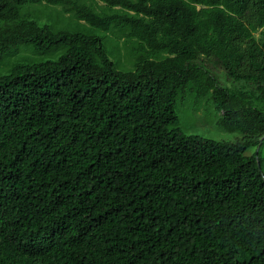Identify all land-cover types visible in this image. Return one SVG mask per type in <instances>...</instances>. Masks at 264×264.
<instances>
[{
	"label": "trees",
	"instance_id": "obj_1",
	"mask_svg": "<svg viewBox=\"0 0 264 264\" xmlns=\"http://www.w3.org/2000/svg\"><path fill=\"white\" fill-rule=\"evenodd\" d=\"M29 3L136 39L134 68L89 29L21 14ZM13 47L0 264H264V175L259 148L246 154L264 142V0H0V59ZM190 94L241 135L185 132Z\"/></svg>",
	"mask_w": 264,
	"mask_h": 264
},
{
	"label": "rangeland",
	"instance_id": "obj_2",
	"mask_svg": "<svg viewBox=\"0 0 264 264\" xmlns=\"http://www.w3.org/2000/svg\"><path fill=\"white\" fill-rule=\"evenodd\" d=\"M20 13L34 18L40 23H49L59 28L89 29L92 33L101 37L108 48L112 60L115 61L119 69L127 70L134 68L136 39L124 40V37L118 32L99 30L86 24L85 26L83 25L85 23L84 20L78 21L73 15L62 11L59 5L29 3L22 7ZM17 48L13 47L0 59L1 73H4L6 71L5 68L17 59V52L15 53ZM18 49L24 52L21 57H26L29 61H41L51 57L49 53L42 54L35 52L29 44L19 46ZM213 72L215 75H218L219 81L224 79L222 69L214 68ZM226 83L232 85L230 80L226 81ZM222 84L225 83L222 82ZM177 113L179 115V125L187 133L217 139H232L241 135L239 132L223 129L217 124V117L220 115V112L217 111L214 104L205 98H202L200 101V99L196 100L191 94L185 96V98L177 103ZM258 148V156L261 159L260 168L264 175V142L260 147H249L246 150V154L257 152Z\"/></svg>",
	"mask_w": 264,
	"mask_h": 264
},
{
	"label": "water",
	"instance_id": "obj_3",
	"mask_svg": "<svg viewBox=\"0 0 264 264\" xmlns=\"http://www.w3.org/2000/svg\"><path fill=\"white\" fill-rule=\"evenodd\" d=\"M257 157V156H256ZM257 165L259 166V161L257 160Z\"/></svg>",
	"mask_w": 264,
	"mask_h": 264
}]
</instances>
